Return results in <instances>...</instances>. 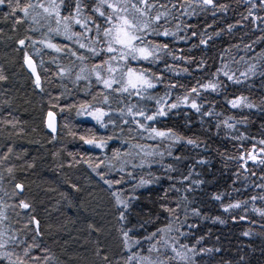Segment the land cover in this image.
<instances>
[{
	"label": "trees",
	"instance_id": "1",
	"mask_svg": "<svg viewBox=\"0 0 264 264\" xmlns=\"http://www.w3.org/2000/svg\"><path fill=\"white\" fill-rule=\"evenodd\" d=\"M218 4L227 5L225 11L216 10L215 15L211 9H195L192 16H182L180 21H173L168 25L175 30V25L181 23L184 28L179 36H187V41L177 40L170 42V47L176 49V54L186 55L192 58L191 64L179 62V67H188L189 73H181L176 77L172 73H166L165 84L179 81L180 84L191 86L197 79L206 80L211 73L218 68L228 66L231 72H235L243 83L235 85L227 81L223 75L220 79L227 85L219 93H204L207 97L204 103L205 109L212 105L214 113L211 117L195 113L185 107L172 110L167 117L161 119L157 127H173L178 133L188 137H199L203 143L199 148L179 144L173 148V154L184 157L180 162H175L165 153L163 161L159 157L152 158V167L149 169H136L137 178L151 171L154 176L160 177L158 182L138 189L136 195L138 200L133 201L131 219L144 220L149 217L154 223L146 225L148 231H155L156 227H163L169 219L161 205L175 207V201L183 195V186L176 183L180 174H187L189 166H193L199 176L194 179L204 181L199 187L189 194L191 208L200 210V216L189 215L188 223L198 225L184 241L191 245L201 236L197 248H220V252L204 253L195 257L196 264H264V217L253 211L255 208H264V200L252 201L251 196L264 195V190L257 185L264 183V165L248 162L247 169L239 167L238 156L245 150H251L253 144L264 139V111L260 107L252 109H232L226 103L228 99L236 95H245L260 106L264 100V60L260 58L264 52V42L260 37L264 36V22L257 21L255 24L242 17L248 15V0H216ZM256 2V0H253ZM6 9H0V70L7 76L6 81H0V157L7 153L8 147L13 150L7 153L8 159L0 161V176L3 183L0 184V198L7 204L14 201L4 192L11 193L14 183L24 185V197L31 205L35 215L40 221L41 235L37 242L41 245L36 250V255L51 257L49 264H102L103 255L109 256L112 264H116L122 257L119 254V234L116 231V221L111 214L114 212L112 201L107 186L100 177L89 167V162L95 164L102 159L104 153L79 140L86 127L98 129L94 121L84 120L77 117L75 110L61 112L60 108L67 104L78 103L88 99L82 91L83 85L76 88L70 80L61 82L56 78L58 64H68V59L62 54L54 53L37 44L41 48L37 54L34 48H27L29 54L36 60L39 73L43 83L44 91L34 86V79L28 73L23 63V52L18 51L17 38H22L24 29L12 30V21L4 20ZM255 15L264 17V10L259 8L253 10ZM176 15H180L176 12ZM239 22V23H238ZM233 28L229 32L228 25ZM191 25L192 28L184 27ZM211 25V27H209ZM206 33L212 36L207 46L199 45V35L191 37V31ZM219 32L217 36L215 33ZM35 39H40V33H29ZM205 35V39H207ZM256 41V43H253ZM197 47H192L193 45ZM251 45L249 51L245 45ZM183 49V53L179 50ZM243 57V60H241ZM55 58V59H54ZM168 63H177L170 57L165 58ZM43 60V64H41ZM205 61L202 69L198 70L199 62ZM256 64V74H249L247 78L241 77V72H246L249 65ZM163 69L164 64L159 65ZM24 68V69H23ZM74 78V77H73ZM49 79L52 83H49ZM61 83L71 89V93L65 92ZM165 85H158L153 90L154 94L164 95ZM184 89L177 87L173 90V98L176 94H182ZM65 95L60 98L57 107L52 104L57 102L52 97ZM51 101V103H50ZM149 108L153 107L148 102ZM48 111H54L59 116V129L53 139V134L46 128V117ZM233 117L230 122L236 123L235 129L228 130L222 124L219 129L216 124L228 117ZM11 122V123H10ZM15 124V127L12 125ZM67 125V127H65ZM74 132L75 135L70 134ZM104 133L105 130H99ZM111 129L107 134H111ZM117 134L119 129L115 130ZM243 134L246 139L239 141L232 139L233 136ZM123 135H127V132ZM135 135V133H133ZM137 141H133L135 143ZM143 144L157 142L139 140ZM116 147H123L120 141L112 142ZM205 144L207 148H205ZM261 145L256 144L257 152ZM159 151H165L163 145ZM69 153L73 155H69ZM111 155L110 151H107ZM264 157V154H259ZM192 157L206 160L204 165H196ZM139 163L137 159L135 161ZM173 163L178 171L170 173L175 180H169V173L164 171L162 164L166 166ZM28 164L34 167L29 168ZM13 167L12 178L7 172L8 167ZM131 170V169H129ZM97 171H105L103 165ZM255 173V175H253ZM115 175V173H113ZM135 180L126 178L123 185L117 188L130 189ZM181 188V193L172 191V185ZM75 186V187H74ZM239 189V191H237ZM167 197L165 198V193ZM215 194H223L222 201L213 199ZM237 200H248L246 210L232 209L224 212L222 205ZM19 208L7 210L9 217L7 224L13 229L23 226V219L16 216ZM244 215L246 218L240 220ZM158 217V219H157ZM220 217L224 223L215 220ZM235 217V220H233ZM26 219V217L24 218ZM183 219V215H181ZM19 221V222H18ZM93 225L99 231L89 228ZM184 231H188L187 228ZM249 232L248 236L243 233ZM102 249L97 256V249ZM41 249H47V253Z\"/></svg>",
	"mask_w": 264,
	"mask_h": 264
},
{
	"label": "snow or ice",
	"instance_id": "2",
	"mask_svg": "<svg viewBox=\"0 0 264 264\" xmlns=\"http://www.w3.org/2000/svg\"><path fill=\"white\" fill-rule=\"evenodd\" d=\"M248 4V15L242 18L245 20L251 18L253 24L257 21L264 22V17L255 15L253 12L257 8L264 10V0H256V2L248 0ZM197 7L201 10L211 9L215 15L216 10L225 11L227 5L218 4L216 0H0V9H6L3 18L12 21V30L24 29L22 38H17L16 42L20 46L18 51L23 52V63L35 77L33 82L35 88L44 91L36 63L27 48H34L39 54L41 48H36L39 44L68 59L67 65H57L56 78L61 82L65 79L70 80L76 88H80L82 84L85 96L91 97L90 100L84 99L78 103L67 104L61 107L60 111H65V108L74 109L77 117H82L85 121L90 119L98 125L96 130L86 127L84 133L79 135V140L104 153L103 158L97 163L89 162V167L107 186L111 197L114 209L111 214L116 221L119 254L122 257L116 264H196V256L221 251L220 248H197L196 245L203 240L202 236L196 240L195 245L190 246L189 243L184 242L198 226L195 223H188L189 215L194 217L201 215L200 210L195 207H192L189 212L192 203L189 194L204 183L201 179L193 178L194 175L199 176L193 166H189L187 174L181 173L180 178L176 180V183L183 186V195L175 201V207L161 205L169 214V219L163 227L148 231L146 225L154 223L151 217L135 222L131 219L133 201L139 199L136 195L137 190L160 179L151 171L147 172L146 176L140 175L137 178L136 169H144L145 166L151 169L152 158L159 157L162 162L165 153L175 162H180L184 157L174 156L173 148L176 145L185 144L196 149L203 143L199 137L184 136L173 127L161 128L156 125L172 110L181 107L193 110L201 117H211L214 114L218 116L219 113H214L212 105L205 109L203 101L207 97L203 94L219 93L222 88H227L224 81L220 79L221 75L235 85L243 83L235 72L230 73L227 70L228 66L225 64L223 69L218 68L216 72L211 73L208 79L203 81L197 79L191 86L180 84L179 81L171 82V80L165 84L166 73H172L176 77H179L182 72L189 73V68L179 67V62L186 64L193 62L191 57L177 55L176 49L170 47V42L189 39L187 36L178 35L184 30L181 23L175 25V30L168 25L173 21H180L182 16L194 15ZM176 12L180 15H176ZM184 27L192 28L191 25H184ZM232 28L233 25L229 24L228 31L230 32ZM37 32L41 35L38 40L29 34ZM198 35L199 45L207 46L212 40L211 35L198 33L196 30L191 31V37ZM215 35L219 36L220 33L217 32ZM259 39L264 42V36ZM197 46L194 44L192 47ZM245 48L252 50L251 45L248 44ZM179 51L183 53L184 50ZM166 57H170L177 63H168ZM260 58L264 60V52L261 53ZM161 62L164 64L163 69L159 67ZM205 63L201 60L197 69H202ZM256 67V64L249 65L247 71L241 72L240 76L247 78L249 74L255 75ZM261 75H264V71ZM6 80L7 76L0 70V81ZM48 82L52 83V80L49 79ZM162 84L166 89L164 95L154 94L153 90ZM61 86L65 88V92L71 93L72 90L66 85L61 83ZM178 86L184 91L173 98V90ZM65 92H62L60 96L52 97V100L57 102L52 104V107L58 106ZM225 99L232 109L260 107V110L264 111V100L258 106L243 94ZM148 102L153 103L152 108H149ZM246 119V117L243 118V120ZM233 120L234 118L230 116L215 126L219 129L222 124L226 129L232 130L235 129L236 123L243 122V120L230 122ZM45 122L55 139L56 113L48 111ZM12 126L15 127V124ZM109 129L112 130L111 134H107ZM116 129H119L120 134H117ZM99 130L105 131L101 133ZM125 131L126 136L123 135ZM70 134L75 135L71 131ZM232 139L243 141L246 137L241 134L233 136ZM139 140L155 141L157 144L155 146L143 144ZM113 141H120L123 147L114 146ZM133 141L137 142L133 143ZM256 144L261 145L258 152ZM161 145L164 146L165 151H159ZM205 148H207L206 144ZM12 150L8 147L7 153H11ZM107 151H110L111 155H108ZM7 153L0 157V161L8 159ZM259 154H264V139L256 141L251 150L240 153L239 167L248 170L249 161L264 165V157ZM69 155L73 154L69 153ZM73 159H75L74 155ZM137 159L139 163L135 162ZM192 159L196 165L207 163L204 159L196 157ZM102 165L106 172L97 171ZM28 167L32 168L34 165L28 164ZM162 167L166 173H169L167 178L175 180L170 175L178 171L174 164L168 163L166 166L162 164ZM7 172L12 178L13 167H8ZM126 178L136 182L130 189L117 188L116 186L126 182ZM261 180H264V176ZM2 183L3 177L0 176V184ZM257 187L264 190V183ZM24 191L22 183H14L12 192L5 191L4 196L18 202L7 204L0 198V264H49L50 256L36 255V250L41 248L37 242V238L41 235L40 221L31 214L32 205L23 198ZM172 191L181 193V188L176 187L174 183ZM213 199L222 201L223 194H215ZM250 199L264 200V195H253ZM247 204L248 200H237L222 207L227 213L242 207L246 210ZM9 208L21 210L16 212V216L24 221L21 228L13 229L7 224ZM253 211L264 217V208L253 207ZM245 218L244 215L239 217L240 220ZM215 220L224 223L220 217H216ZM89 228L99 231L93 225H89ZM185 228L188 231H184ZM243 235L248 236L249 232L245 231ZM41 250L47 253V249ZM102 251L98 248L97 256H100ZM102 264H112L107 254L103 255Z\"/></svg>",
	"mask_w": 264,
	"mask_h": 264
},
{
	"label": "water",
	"instance_id": "3",
	"mask_svg": "<svg viewBox=\"0 0 264 264\" xmlns=\"http://www.w3.org/2000/svg\"><path fill=\"white\" fill-rule=\"evenodd\" d=\"M34 60V59H33ZM35 61V60H34ZM36 63V61H35ZM36 66H37V63H36ZM27 71L31 74V70L25 65ZM37 73L39 74V71H38V66H37ZM32 75V74H31ZM40 75V74H39ZM32 77L35 79V77L32 75ZM56 126H57V132H58V129H59V120H58V115L56 114ZM47 127V126H46ZM47 130L51 133V130L47 128ZM56 132V133H57ZM55 133V134H56Z\"/></svg>",
	"mask_w": 264,
	"mask_h": 264
},
{
	"label": "bare ground",
	"instance_id": "4",
	"mask_svg": "<svg viewBox=\"0 0 264 264\" xmlns=\"http://www.w3.org/2000/svg\"><path fill=\"white\" fill-rule=\"evenodd\" d=\"M24 69V68H23Z\"/></svg>",
	"mask_w": 264,
	"mask_h": 264
}]
</instances>
